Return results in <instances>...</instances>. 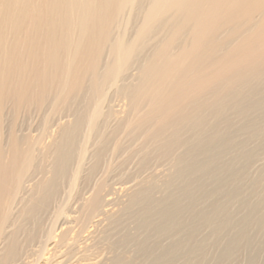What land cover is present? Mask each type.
<instances>
[{
	"label": "bare ground",
	"instance_id": "6f19581e",
	"mask_svg": "<svg viewBox=\"0 0 264 264\" xmlns=\"http://www.w3.org/2000/svg\"><path fill=\"white\" fill-rule=\"evenodd\" d=\"M0 264H264V0H0Z\"/></svg>",
	"mask_w": 264,
	"mask_h": 264
},
{
	"label": "rangeland",
	"instance_id": "374dc122",
	"mask_svg": "<svg viewBox=\"0 0 264 264\" xmlns=\"http://www.w3.org/2000/svg\"><path fill=\"white\" fill-rule=\"evenodd\" d=\"M113 99H114V101H112V99H111V101H110V104H109V105H110V107L117 108V107H114L113 105H115V106H116V105L119 103V99H117V98H116V99H115V98H113ZM117 102H118V103H117ZM120 103H121V102H120ZM111 105H112V106H111ZM62 118H63V117H61L59 120H60V121H62ZM32 119H34V121H33V120H31V123H33V124H32V125H33V127H31V128H34V124L36 123V121H35V120H37V116H36V114H35V115H33V118H32ZM63 119H64V118H63ZM64 120H65V119H64ZM64 120H63V121H64ZM31 123H30V124H31ZM32 132H35V131H33V130H32Z\"/></svg>",
	"mask_w": 264,
	"mask_h": 264
}]
</instances>
